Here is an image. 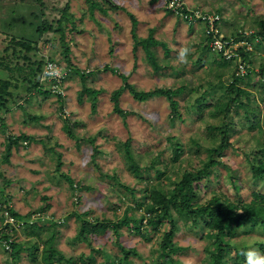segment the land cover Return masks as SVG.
Segmentation results:
<instances>
[{
	"label": "rangeland",
	"instance_id": "1",
	"mask_svg": "<svg viewBox=\"0 0 264 264\" xmlns=\"http://www.w3.org/2000/svg\"><path fill=\"white\" fill-rule=\"evenodd\" d=\"M96 1L98 6L90 7L85 0H0V61L12 59V63L34 67L41 58L42 68L52 61L63 72L59 81L45 78L42 81L45 88H53L55 92L28 94L23 88H17L18 94L8 99L9 110L1 112L0 210L9 206L21 217L12 214L16 225L9 227L11 236L23 241L24 247L29 241L39 245L35 258L23 248L17 264H68L70 260L75 264H171L160 250L161 236L169 228L166 218L155 226L145 225V218L138 221L145 214V203L150 200L143 188L148 181L156 180L155 169L165 171L160 177L161 186L169 190L176 187L184 171L201 166L207 158L206 148L219 142V135H212L206 126L210 121L223 120L220 114L215 113V118L209 113L224 99V85L231 77L232 65L237 64L240 75L245 72L242 62L229 64L226 62L229 58L223 55V63L217 60V51L211 48L205 51L203 46L208 44V37L204 24L184 20L180 13L167 11L170 9L166 6L167 0ZM177 5L219 11L224 29L219 32L223 36L230 30L235 33L238 22L244 21L248 32L260 18L264 19V0H177ZM65 12L68 20L63 18ZM129 14L137 22L133 30ZM59 20L72 45L73 63L85 69V85L99 89L95 111L91 110V101L84 93L82 98L78 97L84 85L79 75H66L59 32L53 28L41 34L37 32L38 26L48 27L49 23L55 28ZM72 23H75L73 31L67 27ZM150 29L154 30L153 37L164 41L169 49L165 56L161 46H156L158 57L154 65L145 59L144 50L135 40V37L147 36ZM13 37L34 43L36 48L23 51L29 60L19 57L18 45L5 49ZM182 47L190 49L187 63L178 59ZM262 59L264 45L253 55L254 66L249 67L252 70L249 77L242 78L239 85L251 94L247 101L242 97L248 107L256 104L261 107L255 112L263 123L264 88H257L259 80H263L257 65ZM104 65L115 68L116 72L104 69ZM119 73L126 75L137 90L184 86L175 96L180 116L170 119V107L164 96L141 102L126 89L118 97V105L126 114L122 117L113 109L114 101L109 97L110 91L123 83ZM8 74L0 68V79ZM56 92L62 97V112L57 111L60 104ZM200 96H206L211 105L197 109L196 98ZM230 112L232 119H225L234 127L230 145L217 156L220 163L211 173L200 180L198 187L193 186L198 204L205 203L213 193L235 202L251 199L253 189L264 194V177L253 178L250 170L251 161L256 160L255 152L264 146V124L260 128L250 127L252 116L246 119L241 106H234ZM59 115L70 119L73 136L64 132ZM21 132L32 134L36 139L28 142L21 139L18 145H10L9 156L3 161L10 135ZM84 137L93 138L96 148ZM126 138L130 139L129 153L139 162V176L148 177L146 180L138 179L128 167ZM177 144L179 150L175 151ZM148 165L153 167L147 168ZM64 174L72 178L75 187H69ZM170 208L175 219L172 241L177 247L171 254L172 259L178 264H209L205 247L214 246L207 234H214L216 229L205 227L202 218L197 225H192L191 219L177 217L173 204ZM163 211L161 204L156 213L160 215ZM76 214L89 221L113 222L126 215L130 223L128 228L121 225L118 232L111 226L81 240L75 237L80 225ZM4 224V217L0 215V233L4 231ZM135 224L139 232L134 229ZM26 227L34 228L37 235L26 236ZM241 230L242 227L235 235H224L225 239L246 250L252 246L260 251L255 242L264 241V233ZM119 243L123 249L131 248L134 252L123 257ZM43 244L51 245L58 252L51 257V262L41 257ZM11 249L4 247L0 239V264L12 263ZM230 253L233 255L234 250Z\"/></svg>",
	"mask_w": 264,
	"mask_h": 264
},
{
	"label": "trees",
	"instance_id": "2",
	"mask_svg": "<svg viewBox=\"0 0 264 264\" xmlns=\"http://www.w3.org/2000/svg\"><path fill=\"white\" fill-rule=\"evenodd\" d=\"M87 4L90 7L98 6L96 4V0H85ZM198 9H201L199 7H195ZM93 9V8H92ZM91 9V10H92ZM168 9V8H167ZM166 9V10H167ZM202 10V9H201ZM167 11L173 12V10L168 9ZM204 11V10H202ZM210 12V11H207ZM216 13V11H213ZM66 13V12H65ZM174 13V12H173ZM219 11H217V14ZM176 14H179V12H176ZM219 15V14H218ZM131 21H132V28L136 25V19L133 17V14H129ZM220 19L216 22L218 31H221L223 29L222 27V18L221 15ZM63 18L67 19V13L66 15L63 13ZM228 18V17H227ZM230 19V17L228 18ZM259 19V18H258ZM185 20V19H184ZM236 20V19H235ZM45 22V20L43 21ZM72 22V21H71ZM194 22H201V21H194ZM244 21L238 22L235 26L236 30L235 33L233 30H230L229 33H225L224 39L234 43L237 42L239 45L234 50L235 54L231 56L228 61L229 64L239 61L242 62L245 65V72L244 74L240 75L237 73L238 67L237 64H233V70L230 73V78H228V83L225 86V96L223 101L216 107L212 108L210 111V115L215 117L214 114H220L219 118H223L220 122L210 121L206 122L207 130L213 135L218 134L219 135V142L215 145H210V147L207 149V158L204 160L200 167H197L194 170H188L184 171L181 174L180 180H178V183L176 187L173 189H167L163 188L162 185V179L160 178L165 171L160 169H155V178L156 180H151L150 182L146 183V187L143 188V191L146 192L148 195V198L150 199L146 204L145 207V214H142L139 218V222L142 221V219L145 218V225H157L158 222L162 221V218H166V220L169 222V228L167 231H165L161 236L160 241V250L164 254V258L171 261V264H178L177 261L172 259V252L177 250V247L173 244L172 237L174 234L175 229V222H174V216L171 211V204H173V208L177 212V217L189 220L191 219L192 225H197L199 223V218H202L204 220V226L207 228H213L216 229V232L214 234L208 233V237L210 238V244L214 247H205V252L207 253L206 258H208L209 264H227L229 260H231V264H245V257L241 255V251L246 250L244 247H238L234 245L229 239H225L226 235H235L236 230L242 227L241 232L250 233L251 231L261 233L263 235L264 233V194L259 191L258 189H253L251 191V199L248 201H242L241 199L238 201H230L226 200L225 197L218 193H213L210 198L203 204H198L196 202L197 193L195 191V186L198 187L200 185V180L204 177H207L211 171L212 168L216 164L220 163V160L217 159V156L222 153V151L230 145V137L232 136L233 132V126L231 123L227 122L225 119L229 118L232 119V115L230 114L231 109L235 106L237 107H243L245 110V118L249 119V115L251 114L250 121L252 122L250 124V127H261L263 126L264 122L262 123L260 120V117L256 114L255 111L258 112V110H261V107L259 105H253L248 107V103L244 102L242 100V97L247 101L249 100L250 93L248 89L245 87L239 85L242 78L249 77V73L252 71L250 65L254 66V62L252 60L253 55L257 53V50L259 47L264 45V19L260 18L258 22H256V25H254V28H250L247 32V28L243 26ZM62 22L61 20L58 21L57 26L55 28L49 23L48 27H44L43 25L41 27H37V32L39 34L43 33L45 30L49 29H55L59 32V43L61 45L60 53L62 54V57L66 61V75H69L70 73H77L79 77L82 79V82L85 81V78L83 79V73L85 69H80L76 64L72 61L71 56V46L69 43V39L67 38L66 34L64 33V29L62 30ZM232 26V25H231ZM69 29L73 31L75 28V23H72L71 26H67ZM67 30V31H68ZM224 30V29H223ZM153 29H150L149 33L145 37H135L136 43L140 45V47L144 50L145 59L148 60V62L152 65H154L157 62V54H156V46L159 45L164 51V55L167 56L169 53V49L166 47V43L164 41H161L160 39H157L156 37H153ZM134 34V32H132ZM240 42L242 44H240ZM247 44L250 48H248ZM20 46V48L17 49L16 46ZM8 47L15 48L16 52L20 54L19 57H23L27 60L29 58L26 57L25 54H23L24 50H31L36 48L34 46V43L22 38H16L13 37L9 39L8 45L5 47L7 49ZM40 49L41 46H38ZM203 49L211 50L210 46L204 45ZM219 53L218 59L219 61L224 62V56L220 51H217ZM8 58V57H7ZM50 59H53L52 57ZM43 59L40 58L39 61L36 62V66L31 67V64H28L26 66V63H17L14 61L12 63V59L6 60V61H0V68L4 69L9 74L6 76V78L0 79V125H3V117L1 115L2 111L9 110L8 106V99L14 98L15 93L18 94L15 91L17 88L20 87L23 88V90L28 93H34V94H42L47 95L53 93V88H45L44 83L35 80V77L41 72V69L43 67ZM240 65V64H239ZM258 75L263 78V80H259L257 84L258 90L264 88V59L260 60L258 63ZM242 66V65H241ZM103 68L106 70L110 69L112 72H116L115 68H109L108 65H104ZM251 70V71H250ZM120 74V73H119ZM122 78V85L119 87L114 88L110 91L109 97L112 101H114L113 109L122 115V117H125V111L118 105V97L123 92V90H128L130 95L137 100V101H145L149 100L153 97L157 96H164L166 100L168 101L169 107H170V119H174L176 116H180L179 111V104L177 101V98H175L176 95L180 94L184 90V86L180 87H170V86H160L155 87L153 89L148 90H137L132 83H129L127 81V76L120 74L119 75ZM227 80V79H226ZM55 92V91H54ZM85 94V98L91 101V110L95 111L96 108V101H97V95L99 93V89H95L91 86L83 85V89H80L78 91V97L82 98V94ZM55 94V93H54ZM264 94V92H263ZM56 95L58 97L59 101V108L57 107V111L60 110L62 112L63 104H62V97L59 92H56ZM20 96V95H19ZM252 98H254L252 96ZM261 98L264 100V96H261ZM197 101V109L201 108L202 106L209 105L210 103L207 102L206 96H200V98H196ZM211 105V104H210ZM21 107V106H20ZM23 108V107H22ZM24 109V108H23ZM251 112V113H250ZM61 114V113H60ZM59 118L62 121V129L68 136H73V131L70 124V119L67 118ZM29 118H37L36 115H28ZM216 118V117H215ZM264 121V119H263ZM21 139H24L25 141H33L36 138L33 137L32 134L21 132L15 135H10L9 142L6 145V149L4 150L2 154V160H6L9 156L10 152V145H18L19 141ZM86 141H89L94 149L96 148V144L94 143L93 138L91 137H84ZM130 139L126 138L124 141V148L126 152L128 153V157L130 158V163L128 164V167L130 171L133 173L134 176H136L141 181L146 180L148 177L139 176L140 172V165L139 162H137L133 156L128 151V145H129ZM179 144L175 145L176 147L175 151L179 150L177 147ZM181 148V147H180ZM256 156L255 161H251L250 163V170L251 175L253 178H263L264 177V146L262 147V150L259 152H255L254 154ZM177 157V154L176 156ZM153 167V165H148L147 168ZM57 163H56V169H57ZM68 182L69 187H75L74 181L72 178L64 174L62 175ZM165 176V175H164ZM163 176V177H164ZM169 179V177H168ZM194 182V184H193ZM194 186V188H193ZM178 199V202L176 201ZM225 199V200H224ZM164 206V211L162 214H157L156 211L159 209L160 205ZM6 208H9L10 212L13 215H16V217L21 218L17 212L11 211L9 206H6ZM3 211V210H2ZM2 211L0 210V215L2 216ZM159 215V216H158ZM78 218V222L80 223L79 229L76 234V238L85 240L88 235H93L98 232H103L106 230L107 227H113L115 229V232H118V228H120L121 225L125 224L126 228H128V224L130 223V219L124 215L122 218H120L118 221L113 222L108 219L98 220L95 219L94 221H89L88 219L81 218V214H76ZM149 216V217H148ZM134 222V221H133ZM11 225H5V227H10ZM134 229L139 232L138 226L135 224ZM9 230V229H8ZM25 235L26 236H33L37 235V232L34 230V228L26 227L25 228ZM225 235V236H224ZM0 238L3 239H10V247L12 248L10 251L11 257H12V263L11 264H17V259L19 258L21 254V250L23 248H27L28 253L31 258L36 257L37 248L39 247L38 244L31 243L29 241V244H27L25 247L23 245V241H17L16 237L11 236V233L9 231H3L0 233ZM52 239V236L49 237ZM216 240V241H215ZM25 242V241H24ZM27 242V241H26ZM44 243V241H42ZM255 244L260 249L261 253H264V241H256ZM120 247L123 249V246L121 243H119ZM234 250V254L231 255L230 251ZM57 251L51 246L43 244L41 247V257L43 260H46L48 262H51V257L56 253ZM133 249H123V257H127L129 253H133ZM58 253V252H57ZM68 264H75L74 261H71Z\"/></svg>",
	"mask_w": 264,
	"mask_h": 264
},
{
	"label": "built area",
	"instance_id": "3",
	"mask_svg": "<svg viewBox=\"0 0 264 264\" xmlns=\"http://www.w3.org/2000/svg\"><path fill=\"white\" fill-rule=\"evenodd\" d=\"M166 6L170 9H172L175 12H179L183 19L192 20V21H201L204 24L205 27V34L208 37V45L211 49L215 51H220L222 55H225L227 58H230L235 54L234 50L237 48V42H230L226 39H224L223 35H220L221 33L218 31L217 27V21L219 20V15L215 12H207L202 11L198 8H186L182 5H177V0H167ZM234 44H236L235 47H232ZM41 73V74H40ZM38 74L36 79L40 82L43 81V79H55L56 81H59V79L62 77V73L59 70V67L54 62H46L44 65V68H42L41 72ZM49 73H55V75H49ZM61 74V75H60ZM2 216L4 217V231H8L9 227H5V225H16V222L14 221V216L12 213L4 206V209L2 211ZM2 239V245L4 247H10V239L6 240Z\"/></svg>",
	"mask_w": 264,
	"mask_h": 264
},
{
	"label": "clouds",
	"instance_id": "4",
	"mask_svg": "<svg viewBox=\"0 0 264 264\" xmlns=\"http://www.w3.org/2000/svg\"><path fill=\"white\" fill-rule=\"evenodd\" d=\"M189 52L190 49L188 47H182L178 55L179 61L182 63H187ZM49 75H55V73H49ZM241 255L245 257V264H264V253H261L252 246H249L247 250L242 249Z\"/></svg>",
	"mask_w": 264,
	"mask_h": 264
}]
</instances>
